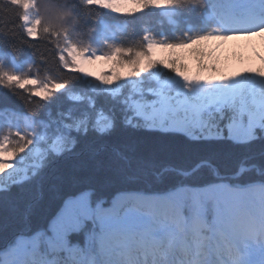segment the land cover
<instances>
[{
  "label": "snow or ice",
  "instance_id": "snow-or-ice-1",
  "mask_svg": "<svg viewBox=\"0 0 264 264\" xmlns=\"http://www.w3.org/2000/svg\"><path fill=\"white\" fill-rule=\"evenodd\" d=\"M0 264H264V0H0Z\"/></svg>",
  "mask_w": 264,
  "mask_h": 264
},
{
  "label": "trees",
  "instance_id": "trees-1",
  "mask_svg": "<svg viewBox=\"0 0 264 264\" xmlns=\"http://www.w3.org/2000/svg\"><path fill=\"white\" fill-rule=\"evenodd\" d=\"M141 25H144V26H147V27H150L152 28L153 30H163V31H169V26L165 23L164 25H160L159 23V18L158 17H150L148 18L146 21H141V22H138L137 25H136V31L137 33H139L140 31V27ZM118 39L123 42L125 45H129L132 43V41L128 40L126 37L124 36H118ZM138 39V37H137ZM232 44L233 42H228L225 44V47L224 49L226 48H231L232 47ZM249 44V42L247 41H242V43L240 44V49H242L241 52H243L244 54L247 52L246 51V46ZM251 44L253 46H258V42L257 41H253L251 42ZM229 53H228V56L227 58H231L233 55H234V48H232V50L228 49Z\"/></svg>",
  "mask_w": 264,
  "mask_h": 264
},
{
  "label": "rangeland",
  "instance_id": "rangeland-1",
  "mask_svg": "<svg viewBox=\"0 0 264 264\" xmlns=\"http://www.w3.org/2000/svg\"><path fill=\"white\" fill-rule=\"evenodd\" d=\"M256 41L259 44V41L258 40H256ZM241 43H242V41H236V42H233L231 48H227V49L225 48V49H223V56L227 58L228 53H229L228 49L232 50V48H234V52H235L234 55L237 54V53H241V51H242V49H240V44ZM257 49L259 50L258 46H257ZM245 55H247V52L245 53ZM255 63L258 64V61L255 62ZM95 70H101V66H99V65L96 66V69ZM102 70L106 71L107 69L106 68H103Z\"/></svg>",
  "mask_w": 264,
  "mask_h": 264
}]
</instances>
